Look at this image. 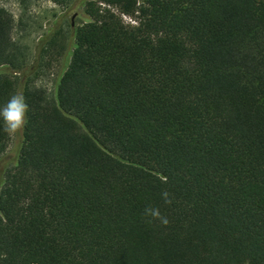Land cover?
<instances>
[{"label":"trees","instance_id":"trees-1","mask_svg":"<svg viewBox=\"0 0 264 264\" xmlns=\"http://www.w3.org/2000/svg\"><path fill=\"white\" fill-rule=\"evenodd\" d=\"M83 8L49 91L0 6V104H28L0 264H264V2Z\"/></svg>","mask_w":264,"mask_h":264},{"label":"rangeland","instance_id":"rangeland-1","mask_svg":"<svg viewBox=\"0 0 264 264\" xmlns=\"http://www.w3.org/2000/svg\"><path fill=\"white\" fill-rule=\"evenodd\" d=\"M84 1L72 0L67 5H58L51 0H0V6L6 8L14 16V37L28 45L32 52V62L36 69L35 73H37L36 83L46 87L49 91L53 90L69 62L70 55L64 46L67 40L72 39V29L88 20L83 10ZM260 1L264 2V0ZM125 20L131 22L129 17H125ZM59 30L67 32L66 39L59 40L57 46L47 49L43 61L37 67L42 42ZM21 138H14L10 135L6 150L0 155V186L4 171L13 165L17 157Z\"/></svg>","mask_w":264,"mask_h":264},{"label":"clouds","instance_id":"clouds-1","mask_svg":"<svg viewBox=\"0 0 264 264\" xmlns=\"http://www.w3.org/2000/svg\"><path fill=\"white\" fill-rule=\"evenodd\" d=\"M27 111L28 104L23 91L13 93L0 104V130L14 138H21V133L27 123ZM151 214L157 215L155 210H152Z\"/></svg>","mask_w":264,"mask_h":264}]
</instances>
